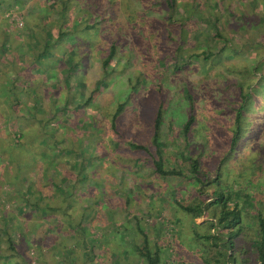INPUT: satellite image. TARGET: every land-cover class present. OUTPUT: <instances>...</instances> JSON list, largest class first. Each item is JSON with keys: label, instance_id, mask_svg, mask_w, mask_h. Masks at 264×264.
Listing matches in <instances>:
<instances>
[{"label": "rangeland", "instance_id": "rangeland-1", "mask_svg": "<svg viewBox=\"0 0 264 264\" xmlns=\"http://www.w3.org/2000/svg\"><path fill=\"white\" fill-rule=\"evenodd\" d=\"M83 1L80 0V5ZM189 1L191 0H177L173 21H168L166 16L170 10L168 11L163 1L100 0L96 4V10L99 12L96 14V20L102 18L104 14L107 15V19L100 21L94 27V42L90 32L91 43L83 41L80 37H75L51 46L47 59L66 60V54L63 52L66 50L69 53L68 50L71 49L72 51L68 55L69 61L76 63L75 59L80 56L85 44H90V52L85 56L82 53L83 60L78 67L79 72L74 76L68 74L69 77H65V79H68L71 90L80 91L85 95L84 99L87 94L93 95L87 104H82V102L79 104L78 99L81 100V98L79 93L75 94L73 98H77V101L71 99L69 109H64L68 115H66L67 113H55L56 115H52L49 120L50 126L56 129V137L60 135L65 138V140L59 138L60 144H67L65 155L63 157L54 156L56 150L52 143L47 142L46 147L40 151L44 158L38 155L32 157L37 164L40 162V173H42V168L46 165L48 167V162L54 156L55 160L54 163H51L50 168L51 172L55 171L58 176L66 172L64 166H58L64 157L71 163L77 158V163L82 164L92 161L89 158L92 156L94 158L92 165L96 169H93L94 173L101 178H106L105 182H108L95 183L88 189L89 194H97L96 186L107 188L105 189V198L102 199L99 207L104 209L106 207L104 203L108 201L123 204L121 191L119 190L115 195L113 190L126 188V186L132 187L136 183L137 187H140L144 182L147 187L142 190L143 192L140 191L137 198L140 202L139 205H147L151 200V191L155 190L161 193L160 191H169L173 187L168 182L166 185L160 186L163 178L167 179V177L152 179L158 174L150 172V157L147 156L145 150L132 147L128 141L150 145L153 122L157 112L160 111L163 121L160 132V149L164 157V166L176 165L188 172L186 154L190 153V156L198 157L197 164L201 172L210 170L214 173L209 182L206 181V177H203L205 179L203 189L207 190L209 187L212 191L222 190L233 195L235 190H240L241 186L244 191L247 185L249 186L247 190L253 207L246 205V210L240 208L241 214L245 215L247 221L246 226H242L239 233L243 243L248 244V240L252 241L257 235L254 229L256 227V206L261 213H264V199L256 200V194L251 191H255L257 187V184L253 185V183H260L258 188L262 193L259 196L261 199L264 196V76H258L260 69L258 71L256 69L252 74L249 73L247 67L252 65V61L259 62L260 67L264 66V58H262L264 51L263 55L257 58L251 48L248 52L243 50L231 52L229 42L239 47L251 27H253L254 35L261 36L256 31L255 24L259 23L260 19L264 20V0H203L202 7L196 8L191 19L185 21L184 27L189 33L185 35L186 41L180 43L182 45L180 54L183 55L179 56L175 62L181 66L175 69L173 66V61L176 58L174 56L175 48L172 44H174V40L178 42L177 26H179L181 18L180 11L183 8H191ZM75 5L73 0H67L69 13L63 18L59 11V0H18L15 5L0 13V31L5 29L10 35H13L14 32L21 35L17 37L23 42V48L20 45L21 49L25 53L32 50L29 53L36 54L42 48L47 32L51 33L53 39L58 33L60 24H63L64 29H70L80 20L77 24L78 28L83 26L81 17L85 13L83 10L75 9ZM11 9L16 12L15 14L21 16L22 25L17 26L14 24L15 22H10V14L7 15V12ZM215 30H220L224 36L230 38L229 42L223 44V50L218 53L216 51L223 43V37L215 33ZM22 32L23 34H21ZM24 32L30 43H24L26 42ZM82 34L84 35L83 31ZM110 34H117V47L107 65L108 68L104 70L102 61L100 63L96 61L94 64L91 58L93 55L94 57L98 56L97 54L101 59L105 56L111 43L110 39L113 37L108 36ZM197 34L199 37H196ZM31 37L33 40L29 39ZM160 41L162 44H159ZM203 46L214 50L207 58L203 57V53L198 56L194 53L189 54L190 52H199ZM5 49L7 50L5 56L12 53L11 48L5 47ZM0 54L2 55V52ZM21 60H23V55H21ZM1 73H3V69L0 71V80ZM100 76L105 79L103 83ZM236 78L242 80L244 85L250 83L254 88L251 87L252 92L245 93L243 96L235 90L236 83L227 85ZM81 80L84 82H79ZM93 89L95 90L92 91ZM50 90L48 88V90L43 89L40 92L45 95L46 104H43L44 107L50 106L51 99L53 102L54 100L63 101L62 92H56L54 95ZM188 92L190 93L188 94ZM3 95H6L5 99ZM17 95L20 96L18 97L20 101L16 103L14 100L17 99ZM199 102L201 105L198 106ZM30 103H32V94L0 93V130L6 131L7 137H11L15 146H21L23 153L26 151L28 142L23 146L17 145L21 140H17L15 134L30 124L28 120L22 121L18 117L21 114L24 116L23 107ZM119 103H123V106L113 118V113ZM54 107L53 104L52 110H55ZM237 114H239V118H237ZM190 115H193L194 119L190 124L189 133L185 135L182 127ZM13 116L17 117L13 118ZM34 122V120L31 121V123ZM112 122L114 125L110 126ZM233 135L235 136L234 144L232 143ZM4 141L1 144L7 148ZM150 150L153 152V148ZM94 153L97 155L94 156ZM25 156L26 154L21 156V164L26 162L24 161ZM134 159L143 162L144 165H138L139 167H135L136 169L132 167L133 164L128 165V161ZM4 164L5 159L0 155V206L2 205L4 213H6V208H11L15 214L13 217L20 213L23 214L24 219L22 220L26 221H23L24 223L16 221L19 226L21 225L18 227L15 225L16 223H13L14 220H10L14 226L9 230L15 232L14 234L10 232L13 248H8L4 236L0 235V252L14 251L13 254L0 258V264H61L60 255H57L59 253L57 250L60 248L67 249L64 252L77 254L81 249V243L79 238L73 235L71 227H63L62 231L58 228L57 232L51 229L46 230L43 228L44 225L46 227V225L51 226L54 223H50L47 218L48 221L43 226L39 225L37 223L40 219L39 214L37 216L32 214V209L27 207L23 212L19 211L20 208L16 209L13 202L17 198L16 194L6 197L5 193L11 185L4 181L2 170ZM28 164L26 163V166ZM116 167L120 168L114 171ZM111 172L113 178L108 179L107 176ZM136 172H139L140 175ZM46 173L47 171L44 175ZM134 174L137 175L136 178H133ZM143 176L146 179H142L143 184L139 185L138 178ZM41 177L43 176L41 175ZM27 179L32 178L28 176ZM177 179V188L181 190L177 198L188 201L191 190H194L191 186L192 183L186 178ZM148 181L149 184H147ZM34 182L33 180L35 185ZM37 182L38 184L44 183L42 178H39ZM108 184L111 185L108 186ZM151 184L156 189H153ZM46 185L44 183L42 187L45 188ZM100 195L103 196V194ZM59 198L60 195L56 194L50 199L55 200L52 203L62 204L63 202ZM212 203L214 204V202ZM210 204L208 203L206 207ZM139 205L138 209L142 210ZM150 207H146V209L153 215L154 208L152 205ZM156 211L159 213L154 214L155 219L147 213L144 217L152 221L160 222L162 220L168 228L170 227L171 233L174 232L173 241L169 242L170 244L172 242L174 249L167 259L176 257L177 251L183 264H205L206 257L212 256L213 258L217 255V248L209 246L207 240L201 236L203 232L208 231L209 220L206 219L202 224L191 227L187 212L180 210L175 214L182 215L185 218L184 223H180L177 228L174 225L172 230V225L162 216L165 211H159L158 208ZM139 212L132 211L129 217L132 218L134 214L139 215ZM167 214L171 216L173 212L169 210ZM32 220L35 221L32 222ZM140 223L142 227L145 225L142 219ZM161 224L163 223L161 222ZM209 229L216 231V228L212 226ZM79 230L77 229L78 232ZM30 232L32 234L41 232L39 240L35 239L38 242V247L33 238L35 235ZM100 232L101 228H98L97 225L88 224L86 234L89 238H95ZM124 232L127 233V231ZM134 242V239L123 242L122 238L118 240V237L112 241L103 240V238L99 241L102 248L109 247L113 250L118 245H120L119 250H122L121 247L128 249L133 246ZM51 244L55 248L51 247ZM72 244L76 245L70 248ZM0 257L2 256L0 255Z\"/></svg>", "mask_w": 264, "mask_h": 264}, {"label": "trees", "instance_id": "trees-1", "mask_svg": "<svg viewBox=\"0 0 264 264\" xmlns=\"http://www.w3.org/2000/svg\"><path fill=\"white\" fill-rule=\"evenodd\" d=\"M73 1L76 3L75 9L83 10L85 13V15L81 17V22L83 23V26L78 28L79 25L77 24L80 20L77 21V24L72 25V28L70 29H64L62 27L63 24H60L58 33L53 39L51 38V33L47 32V37L44 39L42 48L39 50L38 53L32 56L33 60L37 64H42L44 61H46V59L49 56L48 51L50 50L51 46L57 43H63L68 38L74 39L75 37L76 38L80 37L83 39V41H89L91 43L92 38L89 34L91 32L93 36V42H94V35H95L94 27L100 21H105V19H107V15L104 14L102 18H99L98 20H96V14L99 13L96 10V4L98 3L97 1H100V0H84L81 5L79 3L80 0H73ZM158 1L165 2L166 7L168 8V11L170 10L166 18L168 19V21L169 20L173 21L172 17H173V12L176 10L175 4L177 0H156V2ZM17 2L18 0H12V1L0 0V13H2L4 10L6 11L8 8L12 7ZM189 2H190L189 4L191 8L190 9L183 8L180 11L181 18L179 19V23H178L179 26H177V29L179 31V37H177L178 42L174 40V44H172L175 48L174 56L176 58L173 61V66L175 69L181 66V64H177L175 60L178 59L179 56L183 55V54H180L182 51L181 44L186 41L185 35L189 33L188 30H185V27H184L185 21L186 19L187 20L191 19L192 17L191 15L196 8L202 7L201 3L203 2V0H191ZM59 3H60L59 11L64 18L69 13L68 6H67V0H59ZM241 15L245 17V15L243 14ZM90 19L91 21H89ZM252 29L253 27H251L250 31L248 32V35L245 37L242 44H239V47L229 42L230 38L224 36L220 32V30H215V33L223 37V43L221 44V46H219V49H217L216 52L218 53L219 51L223 50L222 49L223 44L229 42L231 44L230 45L231 52L233 51L236 52V51H241V50L248 52V50L251 48L254 50V54H256L255 56L256 58L262 56L263 51H264V20L260 19L259 23L257 22V24H255L256 31H258L259 34H261L260 37L258 35L257 36L254 35ZM82 31L84 35L82 34ZM196 31L198 32V30ZM13 35L16 36L17 33L14 32ZM9 36H10L9 32H7L5 29L0 31V52L2 53H6L4 51H6L5 46L7 45V43L8 44H10V42L13 43L14 39L11 36L10 38ZM108 36H113V37L112 39H110L111 43L109 45L107 53L101 59L102 68L104 70L108 68L107 65L110 63L114 55V52L117 47L116 41L118 40L117 34H113V35L110 34ZM196 37H199V35L197 34ZM29 39L33 40V37ZM159 44H162V42L160 41ZM163 45H165V43H163ZM89 47H90V44L84 47V49L79 54L80 56L75 59L76 62L77 61L81 62L83 60V56H85L87 53L90 52L91 48ZM201 48L202 49L199 52H196V53L190 52L189 54L194 53L195 55L198 56L201 53H203V57L207 58L208 55L213 53L214 51L213 49L206 48L205 46ZM178 50L179 52H177ZM63 53L66 54L65 57H67V60H69V57H68L69 53H67L66 50ZM82 53H83V56H82ZM262 58H264V55ZM1 60H2V55L0 54V70H1ZM251 64L252 65H250V67L248 66L249 68L247 67L249 73L252 74L254 71H256V69L257 71L260 69L261 70L260 75L258 76L260 77L264 76V66L263 65L260 67V63L256 61L255 62L252 61ZM76 66H77V63H72L70 64V67L68 68V70L69 71L73 70ZM67 77H68V74H67ZM100 78L102 79L101 82L103 83L105 79H103L102 76H100ZM231 83H234V84L236 83V85L234 86L235 90H237L238 93H241V95L243 96L245 95V93H250L252 92L251 90L254 89L250 83L248 84L249 87H246L248 85H244L242 83V80H240L239 78L232 79L229 83H227V85ZM94 90L95 89H93L92 91ZM189 93L190 92H188V94ZM43 95L44 94H32L33 104H30L29 106L24 107V110H25L24 116L23 114L18 115V117L22 119V121L28 120L30 122V124H28V126L24 128V130H20L19 132L15 134L17 140L18 139L21 140L19 141V144L16 143L17 145L23 146L25 143L28 142V145L25 149L26 151L24 153L21 149V146L20 147L15 146V143L11 141V137L10 138L7 137L6 131L2 132L0 130V155L5 159V164L2 169L4 172L3 174L4 181L11 185L9 189L6 191L5 195L6 197H10L13 194H16L17 198L14 199L13 202L16 205L17 210H19L20 208L19 211L23 212V210L29 207L30 210L32 209V212H31L32 214L36 216L39 214L40 219H38L39 220L38 222L36 221L39 225L43 226V224L48 221L47 218L49 220H52V223L54 224H51V226L46 225V227L45 225L43 226V228H45L46 230L51 229L57 232L58 228H60V230L62 231L63 227H66V226H68L69 228L71 227L73 229L72 231L73 235H76L79 238L81 247H84V248L88 247L89 250L93 251V249H95L96 246L93 243L91 238L88 239L86 231H87L88 224L89 223L91 224L92 215L96 214V209L101 208L98 205H100L102 202V199L105 198L104 194H105V189L107 188H101L100 186L99 187L96 186L97 194L91 193L87 195L85 193L79 195V194L71 192L70 190L68 191L69 192L68 194H60L59 199L61 202H63L62 204L58 202L52 203L55 200H51L50 198L53 197V195H56L55 190H52V189L53 187L58 188L59 185L57 186V184H55L54 181L51 179V177H54L53 175L54 173L51 172L50 165L55 160L54 156L58 155V156L63 157L65 155L64 151H65V148H67V144L66 145H64V143L60 144L59 141L61 139L65 140V138L60 136L59 134H57L59 136L56 137L55 127H52L49 124L50 118L52 117V115H54V113H52L53 112L52 106L55 103V100L53 102V100L51 99L49 102L50 106L44 107L43 104H44V101L46 100H44L45 95L44 96ZM92 95L93 94H87L85 98V102H83V104H87L90 98L92 97ZM18 97L20 96L17 95V99L14 100L16 103L20 101V98ZM74 101H77V98ZM78 101L80 103L79 99ZM10 105L12 106L13 103ZM122 106H123V103L117 104L115 112L113 113V118H115L117 112H119ZM15 117L17 116H13V118ZM237 118H239V114H237ZM193 119H194L193 115H190L187 118V120L184 122L182 129L185 135L189 133V127L191 126L190 124L193 122ZM32 120H34L35 122L31 123ZM162 123L163 121L161 118V112L158 111L154 119V122H153V134H151V137H150V145H146L143 143H135L131 141H128V144L137 149L145 150V152L147 153V156L150 157V160H151L150 165L152 166V171H151L152 173H156L161 176L171 175L170 177L172 178H179V179L186 178L187 181H191V179H193L194 181H198L199 183H202L203 179L199 177L201 176L200 173L202 172L198 169L197 158L195 156H190V153L186 154V159L188 161L187 163L188 172H185L183 170L184 168L182 169L181 167H178L176 165L164 166L163 164L164 157L160 149V143H161L160 142V136H161L160 132H161ZM111 125H114V123L112 122L110 126ZM8 138H9V141H7ZM3 140H5L4 144L5 146H8L7 148L2 146L1 142ZM47 142L52 143L54 150L56 151H54L55 153L54 156L50 159V162H48L49 164L48 167L46 165L44 168H42V173H40V166H39L40 162L37 164L36 160L32 156L38 155V156L43 157L40 151L41 149L46 147ZM232 143L233 144L235 143L234 135L232 136ZM151 148H153V152L150 150ZM23 154H26V156L24 157V161L26 162L24 164H21L20 160ZM96 154L97 153H94L93 155L96 156ZM89 158H91L92 161H87L86 163L78 164L76 160L77 158H75V161L71 163L70 161L66 160L64 157L63 158L64 160H62V163L58 164V166L61 165L66 168H69L70 173L75 175V179L70 178V176L69 178H65L66 187L70 185V187L74 189V187H77V185H79L80 187L83 188L82 190H87L89 189V187L95 184L94 182L99 183V184L103 182L104 184V182L106 181L105 180L106 178H103V177L101 178V176L94 173L93 169L96 170L92 165L94 158L92 156ZM26 163H29V164L26 166ZM118 168L120 167H116L114 171L117 170ZM45 171H47L46 175H44ZM41 175L43 177H41ZM47 175L50 178L45 179ZM112 175L113 173L111 172V174H108L107 178L108 179L113 178ZM28 176H30L32 179H27ZM39 178H42V181H44V183L47 184L45 188L42 187V184L44 183L40 182L38 184L37 181H39ZM33 180L35 181L34 182L35 185L33 184ZM87 181H92L93 184L90 185ZM49 183L51 184L50 186L48 185ZM105 183H108V182H105ZM138 184L140 185L139 182ZM109 185L111 184H108V186ZM155 192H158V191H155V190L151 191L152 197ZM212 192L214 194V197L209 200L211 202H208V201L202 202L203 199L201 197L199 199L196 197L194 200H191V199H189L188 201L180 200L181 203H179L180 210H184L185 212H187V215H188L187 217L189 218L191 227L200 225L197 223L195 224L192 221L194 217H199L203 215L210 216V218H206L207 220H209L208 231L203 232L201 236L204 237L205 240H207L209 246L217 248V252H216L217 255L213 256V258L212 256L206 257L205 264H244V263L264 264V213H261L260 210H257L255 214L256 227L254 229H255V233L257 234L256 237H254L252 241L248 240V244H244L243 241L241 243L239 240L240 239L239 233L242 227V225L240 224L241 211H240V207L238 206V202H236L235 199H232L233 201L231 202V204L228 203L227 200L232 198V196H234V195H231V193L229 192H224L222 190H217V191H212ZM100 194H103V196L101 197ZM122 197H123L122 199L123 203L127 204V202H129V199H128L129 195H125ZM173 199H176V198H173ZM212 202H214V204ZM109 203H112V202L108 201L107 203H104V204H106L107 206ZM208 203L209 204L211 203V204L210 206L206 207ZM1 207L2 205L0 206V220H1L0 221V235L4 236V239L7 242V247L11 249L13 248L11 233L14 234L15 232H12V230H9L10 227H12L13 229V226H14V224H12L10 220H14L13 223H16L15 225L18 227H20L21 225L19 226L16 221L23 222L26 220H22L24 219V217H23V214H21L20 212H19L20 213L19 215L17 214L16 217H13L15 216V214H13L14 212L11 211V208L10 209L6 208L5 209L6 213H4ZM139 211H140L139 215L137 214L132 215L134 226L129 232L128 231L127 233L124 232L127 230V228H124L122 226L117 227V225L114 226L111 224L112 226H110L111 227L110 232L108 230H104V233L102 232L100 233L105 234V235L107 234L109 235L110 233H112L114 235V238L118 237V240L122 238L123 242H127L126 235L129 236V240L130 239L135 240L134 244H132L133 245L132 248L134 247V249L138 251V254L146 260L147 264H157L159 261V257H160L159 248L157 246V243H155V247H153V249L150 247L149 240H148V231L146 230L147 226L149 225L154 230H156L155 232L156 235H158V231H160L163 234L164 242L167 247L168 256L170 253H172V250L174 249L172 242L171 244L169 243L174 237V234H173L174 232L171 233L170 227L168 228L166 226V223L163 222L162 220L158 222L157 220L152 221V220H149V218L146 219L144 215L146 216V213L148 215H152L151 211H147V210H144V211L139 210ZM154 211H155L154 214L159 213L158 211H156V209H154ZM141 212H142V215H141ZM154 214L152 215L153 219H155ZM162 216L165 217L164 220H166L170 225H172V230H173L174 229L173 221L167 218L165 212ZM109 217H110L109 218L110 223H112L111 214L109 215ZM141 219L145 223L143 227H142V224L140 223ZM161 222L163 224H161ZM211 226L215 227L216 231H214L213 229L210 230L209 227ZM77 229H80L79 232L77 231ZM65 231H68V230H65ZM167 232L169 233L171 237L170 241H168L166 237ZM33 234L35 235L33 237L34 240L35 239L39 240L38 237L39 235H41V232L39 233L33 232ZM35 243H36V246L38 247V242L36 241ZM75 245L76 244L70 245V248L74 247ZM51 247L55 248L53 244H51ZM123 248L124 247H122V249ZM228 248H231L230 251H228ZM128 249L124 248V250H128ZM18 250H16V252L20 253ZM65 250L67 249L60 248L57 250L59 253L57 254L55 252V254L60 255L61 264H73L74 258H71V259L69 258V257H73L71 256V252L70 253L64 252ZM13 253L14 251L13 252L8 251L6 253L0 252V255L2 256L0 258L2 259ZM237 255H238V259L236 260ZM85 257H87L86 263L82 262V264H92V261H93L92 258L89 257L88 254L87 256L85 254L84 258ZM173 259L174 261H177L174 256H173ZM167 263L170 264L168 259H167ZM175 263L179 264V262H175Z\"/></svg>", "mask_w": 264, "mask_h": 264}, {"label": "crops", "instance_id": "crops-1", "mask_svg": "<svg viewBox=\"0 0 264 264\" xmlns=\"http://www.w3.org/2000/svg\"><path fill=\"white\" fill-rule=\"evenodd\" d=\"M31 31H32V34L34 35V32L32 29H31ZM21 34H23V32ZM10 36L15 40V43L10 42V44L7 43V45L5 46L6 48L9 47L12 49L11 54L7 53L8 55H6L7 56L6 57L5 53H2V60H1V66L2 67L1 68L3 69V73H1L2 77L0 80V91H3V92H0L1 94H41L40 92L43 91V89L48 90V88H49V90L51 89L50 91L52 94L54 93V95L56 94V92L57 93L62 92L63 101H56L55 100V103H54V105H55L54 109L55 110H52L53 111L52 113H54V115H56L55 113L66 114L67 112L64 109H66V108L69 109L70 100L73 99L72 101H74V99H76V98H73V96L75 94L79 93V96L81 98L80 103L82 102V104H83V102H85V99L83 98V96H85V95L81 94L80 91L78 92V91L71 90V88L68 85L69 84L68 79H65V77L66 78L69 77V76L67 77V74L74 76V74L79 72L78 67L80 66V62L77 61L76 62L77 66L73 70H70V71L68 70V68L70 67L69 63H71V62L69 60H67V57H66V60H61V61L60 60L57 61V60H53V59H46V61H44L42 64H37L33 60V57H30V55L34 56V53L30 54L29 53L30 50L28 51V53H25L21 49L20 45L23 48V42L21 39H17V37H20L21 35L20 36L19 35H16V36L10 35ZM24 36H26L25 32H24ZM25 38H26V40H25L26 42H24V43H30V41L28 42V37L26 36ZM78 45H80V44H78ZM86 46H88V44H85L84 47H86ZM69 47L73 48L72 46H69ZM70 51H72V50L69 49L68 52L70 53ZM21 55H23V60H21ZM97 55L98 56H96V57H94V55H93L91 58V60L93 61L92 63H94V64L96 61L99 63L101 61V58L99 57L100 55L99 54H97ZM13 59H15V60H13ZM78 63H79V65H78ZM83 77H84V74H83ZM79 82L82 83L84 81L81 80ZM3 98L5 99L6 95H3ZM83 99H84V101H82ZM209 101H210V97H209ZM44 103L46 104V101H44ZM30 104H33V103H30ZM30 104H25L24 107L29 106ZM199 105H201V102L198 103V106ZM24 107H23V109H24ZM66 115H68V113ZM197 153L199 154V152H197ZM196 158H197V162H198V157H196ZM128 162H129L128 165L133 164L132 167H134V168L135 167L137 168V166L141 165V164L144 165L143 162H139L136 159H134L132 161H128ZM135 164H137V165H135ZM59 167H60V165H59ZM150 167L152 170L151 165H150ZM65 169H66V172H64L62 174L63 176L62 175L57 176V174L54 171V174H53L54 177H51V179L54 181L55 184H57V186L58 185L59 186H58V188H53L52 190H55L56 194H59V195L60 194H68L69 193L68 191H70V190H71V192L79 194V195H81L83 193H85L86 195L89 194L88 189L82 190L83 188L80 187L79 185H77V187H74V189L71 188L70 185L68 187L65 186V183H66L65 178H69V176H70V178L75 179V175L70 173V169L66 168V167H65ZM151 170H150V172H151ZM136 173H139V172H136ZM139 175H140V173H139ZM200 175L201 176H199V177L203 179L202 184L201 183L199 184L198 181H194L193 179H191V183H192L191 186H193L194 190H191V196L189 198L191 200H194L196 197L198 199L201 197L203 199L202 202H206L207 200L209 201L210 199H212L214 197V194H213L211 188L208 187L207 190L202 188L203 184L205 182V179L203 177H206V181L209 182L210 177H213L214 173L210 170H206V171H203L202 173H200ZM170 176L171 175H164V176L156 175L154 178H152V179H156L157 177H160V178L167 177V179L163 178V181L161 182L160 186L166 185V182H168L169 185L171 187H173V189H170L169 191L165 190V192L161 191V193L155 192L153 197L151 196V200H150L149 204L144 205V206L139 205L140 202L138 201L139 199L137 198L138 194L143 192L142 190H144V188L147 187L145 182H144V184H143V182H141L142 179H146L144 176L138 178V181H140L139 183L143 184L140 187H137L138 186L137 183L135 184L133 182L136 187L133 185L132 187L126 186V188H122V189L118 188V189L113 190L115 195L118 194L119 190L121 191L123 196L129 195V198H128L129 202L131 203V201H132V203L131 204L129 202H127V204H124V203L120 204L118 202L109 203L104 209L103 208L96 209V214L92 215V217H91L92 221H91V224L90 223L89 224L90 225H92V224L97 225L98 228H101L102 233H104V230H108L110 232L111 231L110 226H112V225L115 226V223H116L117 227L122 226L124 228H127L126 231L129 232L134 226L133 219H132L133 216H132V218H131V216L129 217V215H131V212L135 211V210L139 211L138 205L140 207H142L143 211L148 210V209H146V207L151 208L150 206L152 205L153 206L152 208H154V209L158 208L159 211L164 210L166 216H169L167 213L169 210H171V212H173V214L171 216H169V218L171 221H173V224L176 225L175 226L176 228L179 227V224L182 222L184 223V219H185L182 215L178 216L175 214L176 212L180 211L179 203H181V201L177 198V195L180 194L179 191H181V190H179V188H177L178 184L176 182H178V179L172 178ZM136 177H137V175L134 174L133 178H136ZM48 178H50V177H48ZM87 182L90 185L93 184L92 181H87ZM94 183H96V182H94ZM149 183L150 182L148 181L147 184H149ZM96 184H98V183H96ZM255 184H257L255 191H253V190H251V191L253 192V194H256V200L257 199L263 200L264 196L262 197V199L259 196V194L262 193L259 191V188H258V185L260 183H253V185H255ZM48 185L50 186L51 184L49 183ZM84 185H86V184H84ZM151 187H153V189H154V186H152V184H151ZM248 187L249 186L247 185V188ZM247 188L244 191L243 187L241 186L240 190H238V191L235 190V192L233 193L234 196H232V198L227 200L228 203L231 204V202L233 201L232 199H235L236 202H238V206L243 210H246V208H247L246 205L253 207L251 200H250V196L248 194ZM137 189H138V191H137ZM201 189H203V190L201 191ZM174 194H175V196H174ZM174 197L176 199H173ZM162 198H164V199H162ZM124 199H125V197H124ZM155 205L158 207H156ZM257 210H258V207L256 206V211ZM94 211H95V209H94ZM110 214L112 216V223H110V219H109ZM206 218H210V216L209 215H203V216H199V217H194L192 219V221L195 224L196 223L202 224V222H204ZM246 219H245V215L242 213L241 219H240V224L242 226H246V221H247ZM34 221L35 220H32V222H34ZM49 222L52 223V220H49ZM254 224H255V222H254ZM190 225H191V223H190ZM157 226H158V224H157ZM146 230L148 231V240H149L150 247L153 249V247H155V243H157V246L159 248L160 257H159V261L157 264H168L167 263L168 252H167V247H166L165 242H164L163 234L160 231H158V235H156V233H155L156 230H154L150 226H149V228H146ZM102 233H100L95 238H91L93 243L96 246V248L93 249V251L89 250L88 247H85V248L81 247V249L79 250V252L77 254H71V256L77 257V258H74V260L76 262L73 261V264H82V262L86 263L87 257L84 258L85 254H86V256L88 254L89 257L92 258V260H93L92 264H147L146 260L138 254V251L135 250L134 247L133 248L130 247L128 250H124V249L119 250L120 245L115 247V250H113L112 248H109V247L102 248V246L100 245L101 242L99 243V241L102 238H103V240L108 239L109 241H112L114 239V235L112 233H110L109 235L108 234L105 235ZM202 238L204 239V237H202ZM88 239H89V237H88ZM128 239H129V236L126 235V240H128ZM239 240L242 243V237L241 236H240ZM102 243H104V242H102ZM230 249L231 248H228V251H230ZM175 256H176L175 259L177 260V262H179V264H183L182 259L177 255V251H176ZM104 260H106V261H104Z\"/></svg>", "mask_w": 264, "mask_h": 264}, {"label": "built area", "instance_id": "built-area-1", "mask_svg": "<svg viewBox=\"0 0 264 264\" xmlns=\"http://www.w3.org/2000/svg\"><path fill=\"white\" fill-rule=\"evenodd\" d=\"M16 12H14L12 9L11 10H9L8 12H7V15H9L10 14V16H9V20H10V22H12V23H14V24H16L17 26H20V25H22V19H21V16H19L18 14H15ZM169 230V229H168ZM166 237H167V239H168V241H170L171 240V237H170V235H169V233L167 232V234H166ZM173 258L172 257H170L169 259H168V261H169V263L170 264H175V262H173L174 260H172Z\"/></svg>", "mask_w": 264, "mask_h": 264}]
</instances>
